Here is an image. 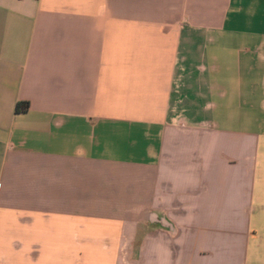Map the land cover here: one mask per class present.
Returning a JSON list of instances; mask_svg holds the SVG:
<instances>
[{
  "label": "crops",
  "instance_id": "1",
  "mask_svg": "<svg viewBox=\"0 0 264 264\" xmlns=\"http://www.w3.org/2000/svg\"><path fill=\"white\" fill-rule=\"evenodd\" d=\"M0 264H264V0H0Z\"/></svg>",
  "mask_w": 264,
  "mask_h": 264
},
{
  "label": "trees",
  "instance_id": "2",
  "mask_svg": "<svg viewBox=\"0 0 264 264\" xmlns=\"http://www.w3.org/2000/svg\"><path fill=\"white\" fill-rule=\"evenodd\" d=\"M20 104H21V107L20 106L19 107L17 106L16 111H18V110L23 111V110H25L27 108V105H28L27 102H21Z\"/></svg>",
  "mask_w": 264,
  "mask_h": 264
}]
</instances>
